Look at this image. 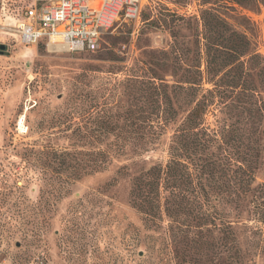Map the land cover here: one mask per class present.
<instances>
[{
	"label": "rangeland",
	"instance_id": "374dc122",
	"mask_svg": "<svg viewBox=\"0 0 264 264\" xmlns=\"http://www.w3.org/2000/svg\"><path fill=\"white\" fill-rule=\"evenodd\" d=\"M48 1L0 0V45H6L3 52L0 48L4 264H264L259 208H237L226 197L218 205L216 226L198 230L164 213L158 226L145 222L131 204L132 177L149 160L168 159L172 128L157 140L156 149L138 154L133 148L141 140L134 126L123 136L126 121L119 116L142 108L136 87L126 81L142 66L170 84L187 85L192 79L213 88L206 71L204 8L218 9L264 55V4L250 8L222 0H142L141 18L117 21L96 50L68 51L49 45L47 38L29 44L20 39L18 25L34 22ZM104 111L116 116L113 133L98 131ZM214 113L215 107L206 116L210 127L216 124ZM118 146L128 149L112 151L107 169L93 170L87 151ZM47 147H69L70 161L79 169L62 171L58 160L45 153ZM238 149L231 148L233 153ZM62 175L77 178L65 194L58 191ZM257 180L264 182V163ZM230 181L218 190L221 194L242 190L234 178Z\"/></svg>",
	"mask_w": 264,
	"mask_h": 264
},
{
	"label": "trees",
	"instance_id": "16d2710c",
	"mask_svg": "<svg viewBox=\"0 0 264 264\" xmlns=\"http://www.w3.org/2000/svg\"><path fill=\"white\" fill-rule=\"evenodd\" d=\"M202 1L207 4L212 0ZM222 1L250 8L264 4V0ZM201 15L208 57L206 71L213 88H204L192 79L185 81L187 85L170 84L148 66L126 77L143 104L139 111L128 109L119 114L126 121L121 127L123 136L128 137L134 126L135 136L141 140L133 150L143 154L156 149L157 140L172 128L168 159H151L132 177L131 204L150 226L159 225L162 213L173 222L198 230L216 226L220 218L218 205L226 197L237 208H259L258 218L264 220V182L257 180V171L264 163V55L246 32L230 26L218 9L204 8ZM214 107L218 110L214 113L216 124L210 127L206 116ZM114 117L110 111L100 115V134L116 130ZM236 146L239 149L233 153L231 148ZM126 149L95 147L86 154L93 157V170L101 171L112 161V151L124 153ZM45 153L58 160L62 171L79 169L70 161L73 152L69 147H47ZM232 178L242 190L221 194L218 190L230 186ZM76 179L60 176L58 191L65 194Z\"/></svg>",
	"mask_w": 264,
	"mask_h": 264
},
{
	"label": "built area",
	"instance_id": "2783aa9c",
	"mask_svg": "<svg viewBox=\"0 0 264 264\" xmlns=\"http://www.w3.org/2000/svg\"><path fill=\"white\" fill-rule=\"evenodd\" d=\"M141 15L142 0H49L32 17L34 22H21L17 31L27 44L47 38L54 48L96 50L117 21L135 22Z\"/></svg>",
	"mask_w": 264,
	"mask_h": 264
},
{
	"label": "water",
	"instance_id": "95a60500",
	"mask_svg": "<svg viewBox=\"0 0 264 264\" xmlns=\"http://www.w3.org/2000/svg\"><path fill=\"white\" fill-rule=\"evenodd\" d=\"M0 48H1V52H3L4 49L6 48V45H5V44H1V45H0Z\"/></svg>",
	"mask_w": 264,
	"mask_h": 264
},
{
	"label": "bare ground",
	"instance_id": "6f19581e",
	"mask_svg": "<svg viewBox=\"0 0 264 264\" xmlns=\"http://www.w3.org/2000/svg\"><path fill=\"white\" fill-rule=\"evenodd\" d=\"M50 45H52V44H50ZM58 46H60V45H58ZM23 122H24V121H23ZM23 125H24V124H23ZM23 125H22V126H23Z\"/></svg>",
	"mask_w": 264,
	"mask_h": 264
}]
</instances>
